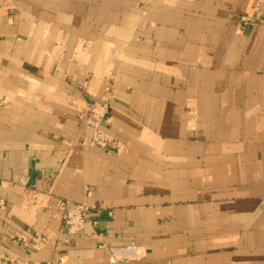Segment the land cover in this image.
Returning <instances> with one entry per match:
<instances>
[{
    "label": "crops",
    "instance_id": "0c3cea01",
    "mask_svg": "<svg viewBox=\"0 0 264 264\" xmlns=\"http://www.w3.org/2000/svg\"><path fill=\"white\" fill-rule=\"evenodd\" d=\"M262 2L0 0V264H264Z\"/></svg>",
    "mask_w": 264,
    "mask_h": 264
},
{
    "label": "built area",
    "instance_id": "2783aa9c",
    "mask_svg": "<svg viewBox=\"0 0 264 264\" xmlns=\"http://www.w3.org/2000/svg\"><path fill=\"white\" fill-rule=\"evenodd\" d=\"M261 5L262 0H258ZM243 20L248 19L242 17ZM108 97L103 96L100 101L90 103L84 112L83 121L87 128L92 129L91 136H85L83 139L86 143L96 145L101 148H115L117 142L108 135L102 128L103 123L107 119ZM30 199L28 198L27 203ZM33 204V203H32ZM31 204V206H32ZM55 207L61 213V217L68 234L74 235L81 232L85 225L89 223L90 206L85 202L70 204L67 199H57ZM95 225V222H93ZM45 240L44 237H40ZM104 247L108 253V264H119L139 259L141 257V247L135 243H128L123 245H105ZM11 264H28L27 261H19L16 259L10 260Z\"/></svg>",
    "mask_w": 264,
    "mask_h": 264
}]
</instances>
